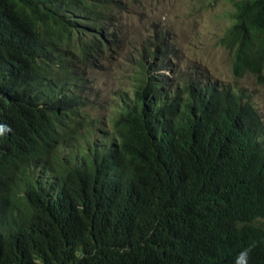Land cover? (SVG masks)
<instances>
[{
    "label": "trees",
    "instance_id": "obj_1",
    "mask_svg": "<svg viewBox=\"0 0 264 264\" xmlns=\"http://www.w3.org/2000/svg\"><path fill=\"white\" fill-rule=\"evenodd\" d=\"M137 2L0 0V264H233L253 241L264 264L263 118L157 25L131 46ZM230 2L217 44L264 85V0ZM117 50L128 85L92 118L84 76Z\"/></svg>",
    "mask_w": 264,
    "mask_h": 264
},
{
    "label": "rangeland",
    "instance_id": "obj_2",
    "mask_svg": "<svg viewBox=\"0 0 264 264\" xmlns=\"http://www.w3.org/2000/svg\"><path fill=\"white\" fill-rule=\"evenodd\" d=\"M231 10L230 0H138L118 15V24L134 47L151 34L153 24L168 32L171 44L180 52L183 69L196 68L219 84L244 90L264 121V85L257 84L251 75L235 79L228 52L217 44L229 25L225 13ZM123 56V50H117L113 56L99 60L96 70L85 74L91 100L105 106L87 109L92 118L111 115L116 91L127 87ZM252 223L264 227V218Z\"/></svg>",
    "mask_w": 264,
    "mask_h": 264
},
{
    "label": "clouds",
    "instance_id": "obj_3",
    "mask_svg": "<svg viewBox=\"0 0 264 264\" xmlns=\"http://www.w3.org/2000/svg\"><path fill=\"white\" fill-rule=\"evenodd\" d=\"M55 55H56L55 50H53L52 51L53 58L55 57ZM38 61H41V60L39 59ZM9 69L12 73V79L11 80L14 82H16V81L19 82V80H21L23 82L22 83L23 88L31 91V87H30L31 85L26 84L27 81H23L22 79L34 78L36 75L26 72L28 69L25 70V69H22L21 67H19L18 70H16L15 68H9ZM89 70L90 69H88L87 72ZM16 76H17V78H16ZM7 88H8V91H4L3 94L0 95L1 97H9L12 95L13 87L8 86ZM20 92H22V91L20 90ZM9 131H11V129L7 125L0 124V136L5 135V133L9 132ZM4 191H5V188H0V193L3 192V194H4ZM1 213H3V207L0 205V220L3 217V215L1 216ZM257 219H263V218H257ZM257 219H255V220H257ZM0 225H1V221H0ZM0 231H1V229H0ZM255 247H256V242H254V241L249 243L246 247H243L237 253V255L233 261V264H249L251 253L253 252Z\"/></svg>",
    "mask_w": 264,
    "mask_h": 264
}]
</instances>
